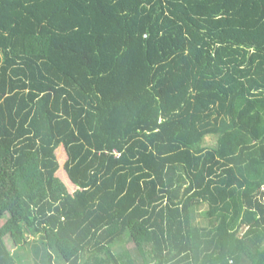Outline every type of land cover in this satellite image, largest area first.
I'll list each match as a JSON object with an SVG mask.
<instances>
[{
	"label": "trees",
	"instance_id": "obj_1",
	"mask_svg": "<svg viewBox=\"0 0 264 264\" xmlns=\"http://www.w3.org/2000/svg\"><path fill=\"white\" fill-rule=\"evenodd\" d=\"M0 264H264V0H0Z\"/></svg>",
	"mask_w": 264,
	"mask_h": 264
},
{
	"label": "rangeland",
	"instance_id": "obj_2",
	"mask_svg": "<svg viewBox=\"0 0 264 264\" xmlns=\"http://www.w3.org/2000/svg\"><path fill=\"white\" fill-rule=\"evenodd\" d=\"M205 146H212L210 138L208 141L205 142ZM56 154H57L58 162L60 164V168H59L56 175L66 185L69 193L72 194V193H74V191H76L77 188L69 181V179H68V177H67V175L63 169L64 164L67 160L66 154H65L63 148H61V147L57 150ZM205 209H206V207L204 206V207H202L201 211H204ZM4 220H3V222H4Z\"/></svg>",
	"mask_w": 264,
	"mask_h": 264
}]
</instances>
